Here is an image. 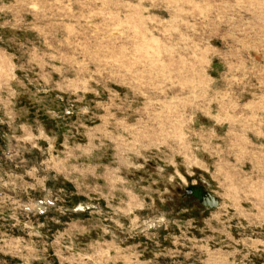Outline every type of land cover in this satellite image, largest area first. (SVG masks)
Returning <instances> with one entry per match:
<instances>
[{
	"label": "rangeland",
	"instance_id": "374dc122",
	"mask_svg": "<svg viewBox=\"0 0 264 264\" xmlns=\"http://www.w3.org/2000/svg\"><path fill=\"white\" fill-rule=\"evenodd\" d=\"M0 264H264V0H0Z\"/></svg>",
	"mask_w": 264,
	"mask_h": 264
},
{
	"label": "water",
	"instance_id": "95a60500",
	"mask_svg": "<svg viewBox=\"0 0 264 264\" xmlns=\"http://www.w3.org/2000/svg\"><path fill=\"white\" fill-rule=\"evenodd\" d=\"M186 190L192 191V188H187ZM200 204L205 208L214 209L219 206L220 200L219 198H217L216 195H214L210 191L204 190L201 193ZM82 207L85 209L86 205L82 204Z\"/></svg>",
	"mask_w": 264,
	"mask_h": 264
},
{
	"label": "flooded vegetation",
	"instance_id": "af4514ba",
	"mask_svg": "<svg viewBox=\"0 0 264 264\" xmlns=\"http://www.w3.org/2000/svg\"><path fill=\"white\" fill-rule=\"evenodd\" d=\"M203 191H200V193H198L199 194V197L197 198L198 199V201L200 202V199H201V193H202ZM196 195V188H192V191H190V190H186V194H185V197L186 198H188V197H191V196H195Z\"/></svg>",
	"mask_w": 264,
	"mask_h": 264
}]
</instances>
